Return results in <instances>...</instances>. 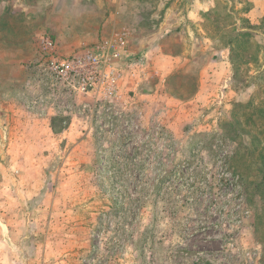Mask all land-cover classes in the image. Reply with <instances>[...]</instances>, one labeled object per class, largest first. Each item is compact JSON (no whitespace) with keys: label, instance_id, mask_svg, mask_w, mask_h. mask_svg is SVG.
Returning <instances> with one entry per match:
<instances>
[{"label":"rangeland","instance_id":"obj_1","mask_svg":"<svg viewBox=\"0 0 264 264\" xmlns=\"http://www.w3.org/2000/svg\"><path fill=\"white\" fill-rule=\"evenodd\" d=\"M261 110L264 0H0V264H264Z\"/></svg>","mask_w":264,"mask_h":264},{"label":"built area","instance_id":"obj_2","mask_svg":"<svg viewBox=\"0 0 264 264\" xmlns=\"http://www.w3.org/2000/svg\"><path fill=\"white\" fill-rule=\"evenodd\" d=\"M101 61L89 53L74 58L73 60L62 62L57 67L65 75H72L79 78L82 87L88 86L92 82H97L103 77L100 72Z\"/></svg>","mask_w":264,"mask_h":264},{"label":"trees","instance_id":"obj_3","mask_svg":"<svg viewBox=\"0 0 264 264\" xmlns=\"http://www.w3.org/2000/svg\"><path fill=\"white\" fill-rule=\"evenodd\" d=\"M247 106H249V104ZM241 108H242L241 104L235 105L232 116L236 115L241 110ZM261 113L263 115V120H264V111L261 110ZM246 120L252 121L253 124L255 125V120L256 119H254L253 113ZM231 124L237 126V127H235L236 129L234 130V133L236 134L235 137L236 136H238V137L249 136L248 141L252 145V148L250 149L249 146H245L244 147V152L246 154H249L252 151L253 152H257L258 160L260 162V167L258 169H256V172H258L260 174L261 181H260V183H258L256 185V190H257V192H259L260 196H262L264 198V144L261 143V141L258 140L259 135H262V136L264 135V125H261L260 129H259V132L258 133L256 132V135H254L253 133H251V131H246L244 128H241L240 127V122L238 123L234 119V117L232 118V123Z\"/></svg>","mask_w":264,"mask_h":264}]
</instances>
